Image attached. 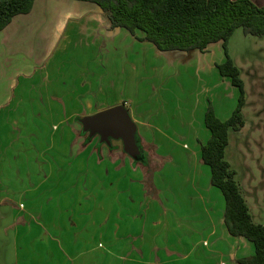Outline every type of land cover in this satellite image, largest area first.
Masks as SVG:
<instances>
[{"label": "crops", "instance_id": "0c3cea01", "mask_svg": "<svg viewBox=\"0 0 264 264\" xmlns=\"http://www.w3.org/2000/svg\"><path fill=\"white\" fill-rule=\"evenodd\" d=\"M251 1L264 6V0ZM109 28L93 3L35 0L30 13L14 17L0 31V128L14 114V121L28 124L25 129L33 136L36 123L41 127L51 121L45 135L59 138L58 161L46 163L42 175L35 162L26 167L34 171L27 186L4 162L8 146L0 140V264H237L251 257L252 244L231 237L225 228V202L211 185L210 169L200 153L209 139L204 124L209 103L220 120H227L237 104L235 92L215 72L205 88L206 102L203 89L198 98L195 88L177 82V76L172 79L176 72L154 87L140 71L133 86L118 90L112 82L113 65L119 60L124 67L130 63L127 55L112 58V45L130 33ZM51 35L59 44L37 62V42ZM138 44L149 57L161 56L150 43ZM217 46L210 45L205 53H162L169 64L185 62L183 72L191 78L198 74L203 81L199 59ZM105 53L112 59L105 62ZM19 85V92L9 97ZM91 104L124 106L136 125L140 147L150 148L151 160L152 154L169 159L153 177L155 198L140 196L138 202L126 196L139 169L123 151L106 147L108 153L115 151L113 158L104 154L103 146L93 148L95 143L84 140L85 150L71 148L67 128L58 124ZM3 105L11 107L7 116ZM112 192L118 196H109ZM118 197L123 198V213L114 211ZM143 201H150L145 212L129 211V202L141 207ZM101 202L107 203L102 211Z\"/></svg>", "mask_w": 264, "mask_h": 264}, {"label": "rangeland", "instance_id": "374dc122", "mask_svg": "<svg viewBox=\"0 0 264 264\" xmlns=\"http://www.w3.org/2000/svg\"><path fill=\"white\" fill-rule=\"evenodd\" d=\"M61 34L63 35V31ZM130 37H133L132 40ZM58 40L54 42L53 36L51 35V39H42L37 42V62L49 51H51L49 54L53 53V49L59 44ZM139 42L140 41L131 34L125 40H115L113 42L112 48L114 54H112V58L115 55V57L123 59L124 56L127 55L126 63H130L129 66L124 67L122 65L123 62L119 60L117 66L113 65V68L116 67L114 69L116 71L113 75L112 82L118 90L120 89L123 91L125 90V87H128L129 85L133 86L134 80L139 76L140 71L144 72L141 77L145 78L149 84H153L154 87L156 84L167 82L170 76L176 72L171 78L174 79L177 76V82L189 84L190 90L195 88L198 98L201 97V91L203 89V97L206 102L207 95L205 94V88L213 81L211 78L213 72L220 77L216 65L225 61L221 42L215 43L218 45L215 52L211 49L204 54L202 60L199 59L200 67L203 69V75L205 76L203 81L198 74L191 78L183 72L181 68L186 65L185 62H180L176 65L174 63L169 64L167 61V58L169 57L162 52H159L161 56L149 57L148 53L145 54L144 51L140 49ZM227 49L228 55L234 65L238 68L240 78L244 84L245 104L242 109V114L245 125L238 132H229L228 146L225 150V159L230 164L231 169L235 172L234 178L239 184L243 197L250 209L253 222L264 226V36L255 37L245 35L242 29H237L229 39ZM107 54L108 53L104 54L105 62L112 59L111 54L109 56ZM145 59L146 64L143 63ZM141 65L142 69H140ZM158 65L160 66L157 68H151ZM175 67L177 68L176 71ZM105 70L109 72V67L107 65L105 66ZM190 72L192 74L194 69L191 68ZM225 79L227 80L230 89L235 92L237 99V91L231 86L230 80L228 78ZM15 81H18V79H15ZM169 83L171 82L169 81ZM19 87L20 85L17 89L16 87L13 88L9 93V97H14L16 92H19ZM97 101L99 102V100ZM8 106L9 105H3L2 107V110L6 111V116L9 115V110L11 109V107L8 108ZM105 108H107V106L93 104L84 106L83 110L80 112L78 111L75 113L72 111L73 114L70 115L69 121L59 123V126L57 125L58 127L65 126V128H67L70 139L69 145L71 148H75V151L80 148L81 150H85L86 148L83 144L84 137L82 138L80 134L82 127L79 120L85 116H91L105 110ZM132 108L136 110L135 103H133ZM38 110L40 111L41 109L38 108ZM229 114L230 117L231 113ZM10 117L11 120L4 122V126L2 129L0 128V133L3 135L0 140L2 144L8 146L5 148L8 150V153L5 156L4 162L9 163V165L15 169L13 171V176H18L20 183L23 184V186H27L33 180L30 176L34 171L27 170L25 169L26 167L35 162L42 170L41 172H37L42 175L44 169L46 170V163H56V161H58L57 159L59 155H56L57 149L55 148H57L59 138L57 136L51 137L45 135L47 134L45 131L49 130L51 126V121L50 123L49 121H43L46 123H42L41 127H38L36 123L33 136L31 129L29 132L26 130L28 124L25 126V129L24 126L22 127V125H24L22 122L14 121V119H17L16 115L11 114ZM76 118L79 120L77 121ZM94 143L95 146L93 148L99 144L98 136L94 138L91 145ZM111 145L116 146L118 152L122 151L121 142L113 141L111 142ZM105 148L106 146L102 147L104 154L107 156L110 155L114 158L115 156L113 155V152L115 151H110L108 153ZM143 153L147 158V163L132 161L133 167H137L139 170L137 173L132 174L131 177L133 182L130 185L131 191L126 194V196H132L133 200H137L138 202L140 196H143V198L145 196L155 198L156 190L152 186L153 177L156 172L163 167V164L169 161V159L158 158L154 156V154H152V161L149 147L145 148V150L143 149ZM133 171H135L134 168ZM140 175L142 182L141 185H143L141 187L138 183L140 181ZM140 189L144 191V193L141 192L142 195L139 193ZM153 190H155V195H152ZM114 195L115 193L112 192L109 196L113 197ZM115 196L117 197L118 195ZM119 199L120 201L117 202V208H115L114 211L123 213V198L118 197V200ZM6 205L13 210L17 209L14 207V203H6ZM106 205V202L100 203L102 208L101 211L105 209ZM149 205L150 201L146 204H144L143 201L141 207H138L137 204L134 207H131V202L128 203L129 211L131 212H135L136 209L139 210L137 212H145L149 208ZM4 250L6 251V249Z\"/></svg>", "mask_w": 264, "mask_h": 264}, {"label": "trees", "instance_id": "16d2710c", "mask_svg": "<svg viewBox=\"0 0 264 264\" xmlns=\"http://www.w3.org/2000/svg\"><path fill=\"white\" fill-rule=\"evenodd\" d=\"M97 5L109 22V29H124L141 42L152 44L160 52L205 53L212 44L221 42L225 61L217 64L218 73L228 78L237 90L235 109L227 120H220L209 103L204 124L209 139L201 146V161L210 169V183L219 190L225 202L224 225L233 238H243L253 246V255L237 260V264H264V226L255 224L243 197L235 172L225 159L229 132H238L244 125V84L240 72L228 55L227 44L237 29L245 35L264 36V6L251 0H75ZM35 0H0V31L18 15L31 12ZM137 33L141 37L137 36ZM78 121L79 119L76 118ZM84 143L95 137L83 133ZM97 137V136H96ZM115 150L116 146L98 144ZM142 158L133 162L147 163ZM123 154H125L123 152ZM153 186V185H152ZM155 195V190L153 194Z\"/></svg>", "mask_w": 264, "mask_h": 264}, {"label": "water", "instance_id": "95a60500", "mask_svg": "<svg viewBox=\"0 0 264 264\" xmlns=\"http://www.w3.org/2000/svg\"><path fill=\"white\" fill-rule=\"evenodd\" d=\"M82 132L89 137L98 136L99 143L111 146L112 141L122 144V151L133 160L142 158L141 147L136 137L137 128L127 109L114 106L79 120Z\"/></svg>", "mask_w": 264, "mask_h": 264}]
</instances>
